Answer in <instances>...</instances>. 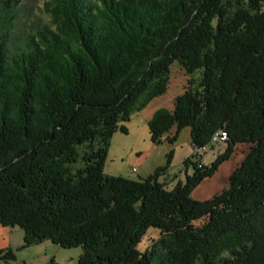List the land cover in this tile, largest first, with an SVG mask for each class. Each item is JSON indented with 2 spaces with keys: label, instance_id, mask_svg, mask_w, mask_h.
I'll list each match as a JSON object with an SVG mask.
<instances>
[{
  "label": "trees",
  "instance_id": "obj_1",
  "mask_svg": "<svg viewBox=\"0 0 264 264\" xmlns=\"http://www.w3.org/2000/svg\"><path fill=\"white\" fill-rule=\"evenodd\" d=\"M19 6L0 0V225L24 248L81 247L77 264H264V0H48L49 24L26 33ZM174 64L199 79L154 113L150 142L187 129L194 151L221 131L225 149L208 167L193 153L170 189L172 151L137 181L104 175L113 134ZM238 145L227 187L193 200Z\"/></svg>",
  "mask_w": 264,
  "mask_h": 264
},
{
  "label": "rangeland",
  "instance_id": "obj_2",
  "mask_svg": "<svg viewBox=\"0 0 264 264\" xmlns=\"http://www.w3.org/2000/svg\"><path fill=\"white\" fill-rule=\"evenodd\" d=\"M47 1L19 0L20 6L16 9L19 32L26 33L29 30L49 24L48 15L44 11V4ZM199 75V72H195L188 76L177 64L172 66L166 93L150 101L142 110L131 114L129 122L122 124L126 128L125 134L119 131L113 134L109 143L104 175L137 181L147 177V170L150 166L165 164L164 161L169 152V147H172L167 143H162L154 147L155 149H151L147 123L157 110H172L175 98L183 93L188 80L196 84ZM224 149L225 144L212 141L204 156H195L199 161V165L202 162L204 166L208 167ZM190 150L189 130L186 129L179 135L176 142L175 158L167 172L169 183H174L173 186L177 182L184 181L186 168L188 169V175L193 172L191 164L185 167L182 162L185 157L190 158ZM248 150L249 145H238L232 157L219 167L215 175L194 189L191 196L192 199L205 201L211 195L224 190L229 175L233 173L240 161L243 160ZM196 160L192 159L191 161L195 162ZM8 232L9 244L8 247L3 249V253L0 254V264H48L51 261L56 264H77L79 257L82 255L81 247L63 249L50 241H44L39 245L24 248L22 230L14 226L8 228ZM158 238L159 232L151 229L138 246V250L143 251ZM7 252L13 254L14 260L5 259Z\"/></svg>",
  "mask_w": 264,
  "mask_h": 264
},
{
  "label": "crops",
  "instance_id": "obj_3",
  "mask_svg": "<svg viewBox=\"0 0 264 264\" xmlns=\"http://www.w3.org/2000/svg\"><path fill=\"white\" fill-rule=\"evenodd\" d=\"M182 133V132H181ZM180 133V134H181ZM179 134V135H180ZM168 135H170V136H172L173 135V131H171L169 134H167V135H165L164 137H163V139H162V143H167L164 139L166 138V137H168ZM179 135H178V137H177V139H176V141L174 142V143H172V144H169V143H167V144H169V146L171 145V147L172 148H170L169 147V151H172V160H171V164H170V166L172 165V162L174 161V156H175V149H176V142L178 141V138H179ZM150 139V138H149ZM151 143V142H150ZM161 143V144H162ZM157 145H154V144H152L151 143V149H155L154 147H156ZM190 146H191V141H190ZM192 155V147H191V150H190V156ZM187 158H189V157H185L184 159H183V161L182 162H184V160H186ZM165 161H166V158H165ZM165 161H164V163H165ZM241 162V161H240ZM240 164V163H239ZM238 164V165H239ZM164 166V164L163 165H152V166H150L149 168H148V175H150V174H152V173H154V171L156 170V169H158V168H161V167H163ZM169 166V167H170ZM168 170H169V168L167 169V171L165 172V174L161 177V179L160 180H162V181H164L166 184H167V186H168V188H171L172 186H173V184L174 183H169V176L167 175V172H168ZM184 173H186L187 175H188V169L186 168L185 169V171H184ZM147 175V176H148ZM229 177H230V175H229ZM229 180V179H228ZM205 181H207V179L205 180ZM205 181H203L202 183H204ZM201 183V184H202ZM227 185H228V182L226 183V187H227ZM193 192H194V190H193ZM193 192H192V194H191V196L193 195ZM218 193H216V194H214V195H211L210 197H209V199L210 198H212L213 196H215V195H217ZM8 228L7 227H3V226H1L0 225V251H2L4 248H6V247H8V244H9V236H8Z\"/></svg>",
  "mask_w": 264,
  "mask_h": 264
},
{
  "label": "built area",
  "instance_id": "obj_4",
  "mask_svg": "<svg viewBox=\"0 0 264 264\" xmlns=\"http://www.w3.org/2000/svg\"><path fill=\"white\" fill-rule=\"evenodd\" d=\"M226 139H227L226 134L223 132V134L221 135V140L218 141V142H215V143H222V144H224L225 141H226ZM207 151H208V148H200V149L194 150L193 153L196 156L201 157V156H204ZM201 164H202V162L200 163V165Z\"/></svg>",
  "mask_w": 264,
  "mask_h": 264
},
{
  "label": "bare ground",
  "instance_id": "obj_5",
  "mask_svg": "<svg viewBox=\"0 0 264 264\" xmlns=\"http://www.w3.org/2000/svg\"><path fill=\"white\" fill-rule=\"evenodd\" d=\"M223 134V132H218L215 136H214V138H213V141H220L221 140V135ZM203 148H208V147H203Z\"/></svg>",
  "mask_w": 264,
  "mask_h": 264
}]
</instances>
